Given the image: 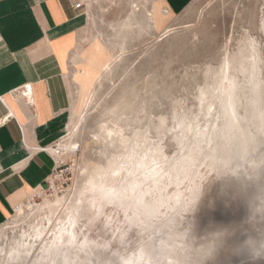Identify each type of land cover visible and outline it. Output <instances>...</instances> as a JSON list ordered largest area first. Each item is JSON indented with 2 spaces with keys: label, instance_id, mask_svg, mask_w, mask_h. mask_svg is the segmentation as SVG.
Segmentation results:
<instances>
[{
  "label": "rangeland",
  "instance_id": "obj_1",
  "mask_svg": "<svg viewBox=\"0 0 264 264\" xmlns=\"http://www.w3.org/2000/svg\"><path fill=\"white\" fill-rule=\"evenodd\" d=\"M154 2L152 5L143 0H96L91 5L88 27L72 56L70 121L61 140L52 147L57 162L51 176L54 186L48 180L0 225L2 250L10 249L21 235L31 232L33 225L43 220L47 223L46 211L40 213L36 204L55 202L58 198L65 199L68 205L75 202L79 191L124 153L117 138L105 139V126L116 129V122L123 128V136L137 135L141 151L148 144L145 139L150 138L168 160L178 158L183 147L178 124L200 122L204 126L207 120L222 116L215 90L219 73L230 65L238 80L244 81L238 72L242 70V55L251 44L258 56L253 74L259 88L258 92L251 88L240 93L238 113L251 120L250 110L257 106L252 103L264 106V0H193L177 16L166 10L162 0ZM136 5L141 11H137ZM100 64H104L102 71L96 70ZM84 71L93 72L91 85L74 81ZM209 106L212 116H207ZM209 161L201 166V174L193 182L185 178L181 183V187L195 183L200 188L184 212L186 217L178 230L184 235L183 245L192 258H196L197 252L214 253L215 239L210 234L213 227H240L258 237L243 220L249 212L248 204L260 201L261 190L256 184L264 183V174H251L247 165V175L236 176L216 169ZM21 207L23 214L18 213ZM189 222L197 224V230L184 234ZM99 224L92 226L91 234L113 256L117 253L118 236L126 240L130 235L119 234L116 226L107 230L102 222ZM111 231L114 237L110 236ZM142 241L131 238L132 244L123 253L127 254L134 243L131 249H136ZM210 264H241V257L234 256L225 246Z\"/></svg>",
  "mask_w": 264,
  "mask_h": 264
},
{
  "label": "bare ground",
  "instance_id": "obj_2",
  "mask_svg": "<svg viewBox=\"0 0 264 264\" xmlns=\"http://www.w3.org/2000/svg\"><path fill=\"white\" fill-rule=\"evenodd\" d=\"M143 1L145 4L155 3L154 0ZM135 8L141 11L139 5ZM257 61V51L251 44L242 55V70L238 72L244 81L238 80L230 65L220 71L219 85L215 90L222 116L207 120L204 126L200 122L195 125L180 122L178 138L181 137L183 147L182 154L175 160H168L160 148L153 146L150 138L145 139L148 144L141 151L137 135L133 138L123 136V128L116 122L113 124L116 129L105 126V139L113 141L117 138L124 146V153L111 163L107 171L92 178L79 191L75 202L68 205L65 199L58 198L55 202L46 200L42 205L36 204L39 212L46 211L47 223L43 220L33 225L31 232L21 235L10 249L0 248V258L3 257L0 264H189L191 253L183 245L184 235L178 230L184 212L192 205L190 202L200 188L195 183L182 188V181L189 178L193 182L208 160V164L217 166L216 169L238 176L247 175V165L252 169L251 174L253 171L256 176L264 174V106L252 103L257 106L250 110L253 112L250 113L251 120L242 118L237 108L243 90L252 88L257 91L259 88L253 74ZM103 68L104 64L96 66L98 71ZM92 73L84 71L76 75L74 81L91 85ZM212 106L208 107L207 116H212ZM73 109L75 114L76 109ZM184 139L187 140L185 143ZM50 151L54 153L55 150L51 148ZM49 180L54 186L51 177ZM172 181L176 186L171 185ZM256 185L261 190L258 200L264 199V183ZM36 191L29 195L34 196ZM18 213L23 214L24 208H19ZM99 222L107 230L116 226L119 234L130 235L126 240L118 236L115 250L118 254L110 256L111 252H106L91 234L94 231L92 226L100 225ZM110 236L114 237L112 231ZM131 238L132 241L141 239L143 243L131 249L134 243L124 254Z\"/></svg>",
  "mask_w": 264,
  "mask_h": 264
},
{
  "label": "crops",
  "instance_id": "obj_3",
  "mask_svg": "<svg viewBox=\"0 0 264 264\" xmlns=\"http://www.w3.org/2000/svg\"><path fill=\"white\" fill-rule=\"evenodd\" d=\"M192 1L162 0L172 16ZM94 3L0 0V225L56 170L50 149L70 121L72 56Z\"/></svg>",
  "mask_w": 264,
  "mask_h": 264
},
{
  "label": "clouds",
  "instance_id": "obj_4",
  "mask_svg": "<svg viewBox=\"0 0 264 264\" xmlns=\"http://www.w3.org/2000/svg\"><path fill=\"white\" fill-rule=\"evenodd\" d=\"M258 208L259 212H257ZM248 209L249 212L243 224L250 226L258 233V237L240 227H213L210 234L215 239L214 253L209 255L206 251L197 252L196 258L189 257V264H210L217 251L225 246L234 256L241 257V264H264V199H261L259 203H249ZM196 230L197 224L189 222L184 229V234H190Z\"/></svg>",
  "mask_w": 264,
  "mask_h": 264
},
{
  "label": "built area",
  "instance_id": "obj_5",
  "mask_svg": "<svg viewBox=\"0 0 264 264\" xmlns=\"http://www.w3.org/2000/svg\"><path fill=\"white\" fill-rule=\"evenodd\" d=\"M32 91H31V89H30V87L29 86H26L25 87V89L23 90V96L25 97V98H29V99H31V97H32ZM30 103H31V101H30Z\"/></svg>",
  "mask_w": 264,
  "mask_h": 264
}]
</instances>
